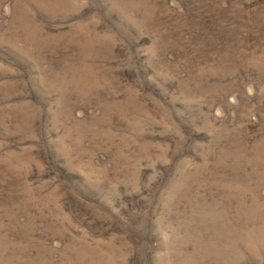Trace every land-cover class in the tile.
<instances>
[{
    "label": "rangeland",
    "instance_id": "374dc122",
    "mask_svg": "<svg viewBox=\"0 0 264 264\" xmlns=\"http://www.w3.org/2000/svg\"><path fill=\"white\" fill-rule=\"evenodd\" d=\"M0 264H264V0H0Z\"/></svg>",
    "mask_w": 264,
    "mask_h": 264
}]
</instances>
